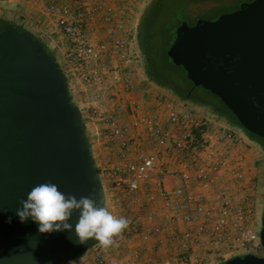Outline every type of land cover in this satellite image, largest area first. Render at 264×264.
Masks as SVG:
<instances>
[{"label":"built area","instance_id":"obj_1","mask_svg":"<svg viewBox=\"0 0 264 264\" xmlns=\"http://www.w3.org/2000/svg\"><path fill=\"white\" fill-rule=\"evenodd\" d=\"M37 1L48 4L46 12L69 47V72L83 83L87 136L94 131L106 146L108 161L99 173L108 182L107 208L129 220L115 246L97 243L61 264H175L166 255L176 244L206 247L231 238L238 251L262 250L248 196L235 207L237 191L246 188L247 151L257 143L209 110L200 115L185 101L140 87L133 76L141 64L134 5ZM150 97L156 111L145 110L141 99Z\"/></svg>","mask_w":264,"mask_h":264},{"label":"water","instance_id":"obj_2","mask_svg":"<svg viewBox=\"0 0 264 264\" xmlns=\"http://www.w3.org/2000/svg\"><path fill=\"white\" fill-rule=\"evenodd\" d=\"M168 56L187 78L217 97L246 131L264 139V0L214 21H186L176 31ZM59 64L29 31L0 33V264H31L23 246L37 225L16 216L20 201L41 183L66 195L94 198L107 207L93 145L79 106L70 99ZM13 217L12 223L7 218ZM79 213L70 223L75 226ZM75 232L43 234L38 264L71 262L97 244H75ZM264 248V213L260 230ZM223 264H264V257L236 256Z\"/></svg>","mask_w":264,"mask_h":264},{"label":"rangeland","instance_id":"obj_3","mask_svg":"<svg viewBox=\"0 0 264 264\" xmlns=\"http://www.w3.org/2000/svg\"><path fill=\"white\" fill-rule=\"evenodd\" d=\"M151 0H134L132 2V6L134 5V8L136 9L137 13V19L140 20V17L142 13L145 11L146 7L150 4ZM217 4L214 2H209L205 4H198V5H192L189 10V14L192 16V19L186 20V22L190 26H194L198 20L204 19V20H210L214 21L219 16L220 13L217 11H213L212 13L206 14L208 11H210L212 8H214ZM5 6V4H4ZM6 7V6H5ZM241 7V6H240ZM233 8H227L226 10H223L222 12H234ZM226 14V13H225ZM218 17V18H219ZM217 18V19H218ZM1 21H7L8 18L0 16ZM139 24V23H138ZM177 31V30H176ZM163 41V40H162ZM64 48L62 49L63 52L67 53L68 50V44L66 42V45L64 43ZM136 52H138V55L141 60V64L135 65L133 70V76L136 77L135 79H138L140 87L144 88L146 86H149L153 89L154 93L156 95H168L171 97H176L173 93L170 91L163 89L153 82H151L146 74H145V67H144V60L142 57V54L139 49V45H136ZM166 50L164 45H161V39L155 41V58L156 62L158 63V66L163 62L162 52ZM158 52V54H157ZM65 53V54H66ZM65 58H62L61 60V69L62 73L66 76L68 80V86L69 91L72 97V101L77 106H83L85 103V93L83 90V83L79 78L73 77L71 72H69V68L66 63V56ZM165 59V58H164ZM172 70L175 71V78L172 80L173 86L177 89V91L182 96L191 95L192 97L196 96H202V97H209L210 95L203 89L193 87V84L187 79V76L185 72L182 69L172 67ZM179 99L178 97H176ZM144 100V106L146 111H156L155 102L153 97L141 99ZM181 100V99H180ZM183 101V100H182ZM187 102L189 108L196 109L197 112L200 115H206L205 111H207L204 107H198L196 104L192 103L191 101H185ZM93 129V128H92ZM100 129V125H99ZM236 131L241 134L244 132L242 128H236ZM89 141L93 145V153L94 158L96 160V163L98 165L99 172H102V169L106 166V162L108 161L107 156V150L104 142L102 140L101 143L99 142L98 137L95 135L94 131L89 132ZM243 150V147H241V151ZM247 154L249 155V162H248V173L246 177V188H244V192L241 193L237 191L236 193V206L239 208L240 201H242V198L245 196H248L250 208L252 210L251 217H250V224L252 228L256 230H261L262 228V218L264 213V150L257 144L253 145L251 151H247ZM101 169V171H100ZM104 184L108 186V182L104 181ZM153 209L156 210V214L158 215V208L154 207ZM242 223V221H241ZM188 228V226H186ZM139 237H135L133 241L135 243H139ZM233 238L225 240V242H221L219 244L211 243L207 245L206 247H199V244H189L187 245V248L184 249L181 245L176 244L175 246L171 247V253H168L166 256L172 257L175 260V264H182L183 262H187V264H215L219 262H225L228 259H231L236 256H245L249 253H244L243 251H238L234 249L232 246ZM155 253V257H163L162 253ZM256 256H264V248L262 247V250H259L257 253H252ZM165 257V256H164ZM206 257V260H203V258Z\"/></svg>","mask_w":264,"mask_h":264},{"label":"trees","instance_id":"obj_4","mask_svg":"<svg viewBox=\"0 0 264 264\" xmlns=\"http://www.w3.org/2000/svg\"><path fill=\"white\" fill-rule=\"evenodd\" d=\"M253 1L254 0H151L150 4L146 7L145 11L140 17L137 33V43L144 60L145 74L147 78L157 86L170 91L179 99L183 101H191L198 106H203L233 127L242 128L236 117L224 106V104L217 97L213 96L210 92L205 90L210 95L209 97H192L190 94L184 97L177 91V89L172 84V80L176 75L175 71L172 70V67L182 69L183 71L184 69L173 64L172 60L168 56V51L172 47L175 40L176 30L182 25L183 22L188 19H192V16L189 14V10L192 5L214 2L217 5L206 14L217 11L221 16L222 14L228 13L222 12L227 8H233V11H236L240 9V6L242 4L250 3ZM10 29L16 30L20 33L28 32L27 29L16 27L14 24L0 21V33ZM34 39L37 38L34 36ZM159 39H161V45H164L166 50L162 52L163 62H161V64L158 66L155 58L156 54L154 48L155 41ZM44 48L46 52L56 60V58L52 55L51 51L45 44ZM58 68L62 72L60 64ZM185 74L187 76L186 72ZM66 84L68 85L67 78ZM193 87L195 86L193 85ZM199 88L203 89L201 87ZM195 89H197V87H195ZM69 96L72 101L71 94H69ZM242 129L252 141L257 143L264 150V139L252 135L244 128ZM80 255H76L75 258ZM223 263L224 261L220 264Z\"/></svg>","mask_w":264,"mask_h":264},{"label":"clouds","instance_id":"obj_5","mask_svg":"<svg viewBox=\"0 0 264 264\" xmlns=\"http://www.w3.org/2000/svg\"><path fill=\"white\" fill-rule=\"evenodd\" d=\"M21 207L16 209V216L21 223L31 221L37 225L38 235H29L22 251L31 261L38 264L35 251L39 246V238L43 234L75 232V244H86L90 239H95L104 249L115 246L118 238L122 237L129 226L126 217L114 216L106 206L97 207L94 198L66 195L54 183H41L34 186L27 195L26 200L20 201ZM74 213H79L78 221H70ZM13 217L9 216L7 222L12 223ZM9 258H5L6 264ZM49 264H52L49 261Z\"/></svg>","mask_w":264,"mask_h":264},{"label":"crops","instance_id":"obj_6","mask_svg":"<svg viewBox=\"0 0 264 264\" xmlns=\"http://www.w3.org/2000/svg\"><path fill=\"white\" fill-rule=\"evenodd\" d=\"M61 1L68 3L72 0ZM129 2L132 3L134 0ZM47 6V3L41 4L37 0H4L0 16L8 18L6 23L27 29L33 36L41 39L56 58L57 63L61 64L62 58H65L66 52L62 49L64 43L66 45V40L56 31L53 18L46 12Z\"/></svg>","mask_w":264,"mask_h":264},{"label":"flooded vegetation","instance_id":"obj_7","mask_svg":"<svg viewBox=\"0 0 264 264\" xmlns=\"http://www.w3.org/2000/svg\"><path fill=\"white\" fill-rule=\"evenodd\" d=\"M199 107H203V106H199ZM205 108V107H204Z\"/></svg>","mask_w":264,"mask_h":264}]
</instances>
